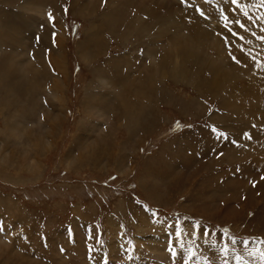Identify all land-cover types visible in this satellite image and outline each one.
I'll return each instance as SVG.
<instances>
[{"label": "rangeland", "instance_id": "rangeland-1", "mask_svg": "<svg viewBox=\"0 0 264 264\" xmlns=\"http://www.w3.org/2000/svg\"><path fill=\"white\" fill-rule=\"evenodd\" d=\"M261 37L264 0H0V264H264Z\"/></svg>", "mask_w": 264, "mask_h": 264}, {"label": "snow or ice", "instance_id": "snow-or-ice-1", "mask_svg": "<svg viewBox=\"0 0 264 264\" xmlns=\"http://www.w3.org/2000/svg\"><path fill=\"white\" fill-rule=\"evenodd\" d=\"M232 3H237V0H232ZM201 15H204L203 12H201ZM245 15H247V14H245ZM231 22L233 24L238 25L240 28H245V25L243 23H241L240 21H238V20H232ZM229 31H231V29H229ZM233 34L236 35V33H233ZM240 39H243V37H240ZM261 39L264 40V37H261ZM233 59H235V58H233ZM202 234L203 235H207L208 233H202Z\"/></svg>", "mask_w": 264, "mask_h": 264}, {"label": "bare ground", "instance_id": "bare-ground-1", "mask_svg": "<svg viewBox=\"0 0 264 264\" xmlns=\"http://www.w3.org/2000/svg\"><path fill=\"white\" fill-rule=\"evenodd\" d=\"M56 67L58 68L57 70H59L60 73H63V66L60 63H57Z\"/></svg>", "mask_w": 264, "mask_h": 264}]
</instances>
